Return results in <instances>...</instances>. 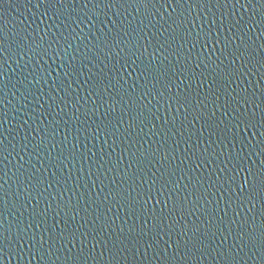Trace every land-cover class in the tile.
<instances>
[{
    "label": "water",
    "instance_id": "water-1",
    "mask_svg": "<svg viewBox=\"0 0 264 264\" xmlns=\"http://www.w3.org/2000/svg\"><path fill=\"white\" fill-rule=\"evenodd\" d=\"M171 2L173 6L167 7L165 12L160 3L145 8L132 0H63L62 3L60 0H0V41H3V47H10L16 53H6L7 62L0 60V71L7 73V86L0 83V213H3L0 223L5 227L9 222L13 227L19 223L31 224L36 233L35 241L13 245L12 259L0 257V264H70L65 257L78 255L81 264H117L107 255L112 242L121 248H140L148 239L141 236L145 220L149 225L143 232H149L153 217L163 218L167 230L174 202L176 208L171 215L177 224L173 225L170 243L178 256L165 264H225L223 260H216L215 255L200 261L191 259L195 252L193 242L196 237L204 239L203 234L209 229L215 232L217 244L227 236L226 245H231L238 231L251 230L254 223L258 248L260 225L264 220L260 197H254V204L245 201L244 207H238L235 202L229 205L227 192H231V188L224 181L227 170L239 158L238 153L246 158L245 163L253 172L259 174L264 169V25L257 23L264 8L259 0H252L254 7L238 6V11L231 12L230 4L217 7L204 0H187L182 7H175V0ZM157 9L164 14V19L159 14L154 18L147 15ZM168 13L172 14L171 19ZM179 13L188 20L199 14L196 25H188L194 30L185 41L179 40L180 29L173 23ZM221 15L224 26L219 28L220 36L212 39L213 43L219 41L216 49L205 47L203 40L193 39L202 19L205 23L215 19V32ZM150 19L155 26L145 27ZM229 19L231 24L239 21L244 26L247 47L239 39L230 48L226 47L228 41L243 34L235 28L229 32ZM181 43L185 47L180 50L182 55L177 60L175 53ZM192 43L197 46L192 48ZM69 44L72 47L69 48ZM237 44L241 45L239 50H236ZM18 45H30L41 54L23 55L18 52ZM65 48H68L67 53ZM189 48H192L191 53ZM220 48L225 49L223 55ZM44 49L51 57L43 54ZM213 51L215 55L209 59V53ZM185 57L191 63L181 72ZM61 64L63 70L59 68ZM191 69L195 70V75ZM48 73L51 75L47 83L44 80L40 85L31 83L36 76H47ZM52 77L58 79L53 81ZM169 77L175 80L174 85ZM166 85H171V93ZM121 86L136 96L150 91L151 104L145 100L141 107L133 105L129 109L125 106L122 111L123 101L117 94L122 92ZM161 92L164 98L186 96L188 111L177 112L175 103L169 107L161 98ZM49 94L56 97V104L51 107L46 100ZM62 99L68 103H63ZM137 112H143V117L133 121V128L129 129L131 138L119 134L106 136L105 127L111 129L119 124L123 132ZM141 119L143 123H140ZM238 119L255 126L244 132L233 126ZM97 128H101L100 133H96ZM237 132L240 135H235ZM77 136L79 140L75 142L79 154L73 156L72 143ZM185 148L192 159H185ZM157 149H160L159 155L167 151L168 159L161 161L159 156H149ZM182 159H185L184 163ZM221 169L225 172L221 173ZM166 171L174 173L173 183L163 195L151 191L155 198L145 212L137 201L141 196L148 198L144 193L149 191L148 184L152 179H157L153 189L159 188L161 181L158 178ZM188 176L193 178L191 182ZM141 180L144 181L142 185ZM196 180L202 186L194 189ZM176 183L180 184L178 189ZM184 185H188L186 190ZM37 190L43 192V196L33 199ZM222 192L225 195L221 196ZM169 193L180 195L173 194L168 199ZM185 195L189 196V201L183 200ZM70 198L73 204L77 200L80 202L78 215L73 216L63 206ZM232 199L235 201L236 197ZM191 201L196 202L195 206ZM152 205H156L155 209ZM85 206L87 213L82 210ZM249 207L253 209L251 213ZM209 221H212L211 225ZM185 224L192 231L180 236ZM217 227L223 230V235L216 231ZM85 233L88 234L86 237ZM41 234L44 235L43 248H52L43 260L40 255H35ZM82 240L86 245L83 254L80 253ZM101 240L108 241L107 246L99 243L92 249V244ZM164 240L169 237L164 236ZM176 240H179L178 246L174 243ZM29 243L35 244V258L31 260L25 251ZM17 247H20L23 259L17 255ZM100 248H105L103 257ZM189 249V256L181 260ZM142 254L143 248L135 252L136 264H147L142 258L139 260ZM240 255L244 257L240 264H259L258 250L247 256L243 252ZM119 264H131V258L120 259ZM154 264H161V261L156 260Z\"/></svg>",
    "mask_w": 264,
    "mask_h": 264
},
{
    "label": "snow or ice",
    "instance_id": "snow-or-ice-1",
    "mask_svg": "<svg viewBox=\"0 0 264 264\" xmlns=\"http://www.w3.org/2000/svg\"><path fill=\"white\" fill-rule=\"evenodd\" d=\"M60 2L62 3L63 0H60ZM132 2L134 4H138L140 6H143L145 8H148L149 5H151L152 7H155L156 3H160L161 7H163L165 9V12H167V7H172V2L171 0H132ZM204 2L206 3H215L217 7H220L221 5H223L224 7H227L229 4L231 5V10H237L238 11V6L243 7L245 9H247L248 7H254V5L252 4V0H204ZM261 7L264 8V0H259ZM187 3V0H175V7H182L183 4ZM109 7H111V4L108 5ZM137 11H140V8L137 7L136 9ZM159 14L161 19H164V14L163 13H159V9H157L156 12H149L147 15L152 16L153 18L155 17V15ZM168 18L171 19L172 18V14L168 13ZM242 15V14H241ZM261 15V20L258 21L257 23L264 25V11H262L260 13ZM199 17V14H197V17L192 18L191 20H188L187 17H185L183 15V13H179L178 14V19L173 20L174 24H177V27L180 29L179 31V40L180 41H185L187 40L189 37L192 36L193 33V28L188 27L189 24L191 25H196L197 23V19ZM231 17V16H230ZM232 19V17H231ZM231 19H229V32H231L233 30V28L237 29L238 32L243 33L241 35H239L238 37H234L232 40L228 41V43L226 44V47H231L232 44H235L236 39H239L241 41V44H243L244 47H247L248 45L245 43V36H246V31L244 26L239 24V21L236 22V24H231ZM250 19H254V17H251ZM220 20V25L218 26L217 30L214 32L213 31V26L216 25V20L213 19L211 23H205V21L202 19L200 21L199 24V31H196L195 37L193 38L194 40H203L204 41V45L205 47H211L213 49H216L218 47V43L219 41L217 40L216 43L212 42L213 37H219L220 36V31L219 28H222L224 26V23H222V21H224V16L221 15L219 17ZM144 21H141V24H143ZM207 24V31H205V25ZM148 26H155L152 24V20L150 19L148 21V25H146L145 27ZM182 26V27H181ZM249 31L252 30L251 28L248 29ZM140 31H143V29L141 28ZM65 41H67V37L64 38ZM98 39V38H97ZM227 41V37L225 38ZM249 39H251L249 37ZM59 41L57 40L56 43H58ZM3 41H0V60H4V62H7L5 59V54H12L15 55L16 53H13V50L10 47H3ZM52 45L50 44L49 47H51ZM197 45L196 43H192V48H195ZM42 47V46H40ZM72 47L71 44H69V48ZM105 47H108L107 44H105ZM185 47V45L183 43H181L179 45V48L177 50V52L175 53L177 60H179L181 58L182 52L180 51L181 49H183ZM241 47L240 44L236 45V50H239V48ZM192 48L188 49V52L191 53ZM17 50L19 53H23V55H31L34 56L36 54H41L36 48H32L30 45L29 46H25V45H18L17 46ZM138 50V48H137ZM64 51L67 53L68 52V48H65ZM129 51L131 52V46L129 47ZM220 53L223 55L225 53V49L224 48H220L219 49ZM43 54L49 55L51 57V53L47 50L44 49ZM117 55H119V53H117ZM132 55H135V53L133 52ZM212 55H215V51H213L212 53H209V59L211 58ZM21 58H23L21 56ZM227 58V56L225 57ZM197 60L200 59V57H196ZM17 63H19V61H17ZM134 63V62H133ZM191 63V61L185 57L184 59V64L185 67L184 69H181V72H184L185 69H188L189 64ZM232 63H235V60L232 61ZM196 67H199V65H197ZM0 68H2V65H0ZM60 70H63V64H61L59 66ZM124 71H127V68L123 69ZM191 73L193 75H195V70L191 69L190 70ZM33 73H30V75H32ZM50 73H48L47 76L43 75V76H39L37 78V76L35 77V79L33 81H31L32 84L34 85H40V81L44 80L45 83H47V79L48 77H50ZM68 75V72H65V76ZM6 76L7 73L6 71H0V83H4V86L6 87ZM129 76H131V73H129ZM179 78V77H177ZM53 81H56L58 79V77H52ZM145 79H147V76L145 77ZM156 77H153V80H155ZM170 81H171V85L175 84V80H172L171 77H169ZM171 85H166V87H168V91L171 93ZM51 87V86H50ZM115 87V86H113ZM133 86V90H134ZM209 88L212 87L211 84L208 85ZM122 88V92H118L117 94L120 95L121 97V101H123V104L121 105V109L123 111V108L126 106L129 109H131V107L133 105L137 106V107H141L143 106V102L145 100H147L148 104H151V99H148V97L151 95V92H143L141 95H133L132 91H129V89L127 88H123V86H121ZM28 89H26L27 91ZM42 90V87H41ZM177 91H179V86H177ZM33 94L34 93H30ZM43 94V93H42ZM127 97V99L125 100L124 97ZM161 98H163L165 100V103H167L169 105V107H172V104L175 103L176 104V111L180 112L181 109H183L184 112H187L188 109L187 107H185V104L188 103V98L185 97H180L179 95H175V96H169L167 98H164V94L163 92L160 93ZM26 98V97H25ZM153 98H155L153 96ZM87 100V98H85ZM46 100L49 103V107L52 106V104H56V97L52 96L51 94H49L46 97ZM129 101L131 103H129ZM139 101V103H137ZM62 102L67 104V101H64L62 99ZM79 101H76V104H78ZM159 103V101H158ZM197 103H203L202 101H197ZM245 103H247V101H245ZM76 104H73L72 107L76 108ZM93 104H95V101H93ZM116 104H120V101H116ZM41 107H43V105H41ZM57 107H59V105L57 104ZM97 108L101 107V105H96ZM109 108L112 109L113 111L115 110V107L113 105H109ZM79 109H77L78 111ZM148 111H150V109H148ZM139 117H143V112H137V115L135 117H132V119H130L127 123H128V127L124 129L123 132L120 131L121 129V125L117 124L114 125L111 129H109L108 127L104 128V132L106 133V136H117V134H119L120 136H125L126 138H131L132 133L129 132V129L133 128V121L136 120ZM144 119H146V117H144ZM140 123H143V119L140 120ZM137 127H139V125H136ZM235 128L237 129H241L242 131L246 132L249 127H254L255 125H252L250 123H246L243 120H237V122L233 125ZM153 127H155V125H153ZM37 131H39L37 129ZM141 131H143V129L141 128ZM101 132V128H97L96 129V133H100ZM156 135L158 136H166L167 133H156ZM181 136H183V133H180ZM235 135H240L239 132H237ZM65 139H67V137H65ZM76 140H79V137H75L74 138V142L72 143V155L76 156L77 154H79V146L78 144L75 142ZM115 142V141H114ZM176 143L178 144L179 141H176ZM184 153H185V159H192V155L189 154L188 149L185 148L184 149ZM160 154V149H157L155 152H150L149 156H151L152 158H157L159 156V159L162 160H167L169 157V153L167 151H164L162 155ZM203 155V154H201ZM231 156V154H229ZM237 156L239 157L236 162L233 164V167L231 169L227 170L226 173V180L224 181V183H227L229 185V187L231 188V192H227V190H225V192H227L228 195V203L229 205L231 203H237L238 207H244L245 205V201H247V204H254V197L255 196H259L260 200L262 202V206H264V169L261 170V172L259 174L253 172L252 168L250 166H247L245 161L246 158L241 156L239 153L237 154ZM173 159H176V156L173 155ZM185 159H182L181 162L184 163ZM229 163H231L232 161L229 160ZM262 163H264V161H262ZM239 165V166H237ZM196 167L199 168L200 165L196 164ZM189 170H193L191 168H189ZM225 170L221 169V173H224ZM155 175V174H153ZM174 176V173L171 172H165V173H161V176L158 178L161 183L159 188H155L153 189V186L157 184V179H152L151 183L148 184V192H145L144 195L147 196V199H144L143 196L140 197V200L137 201L138 204H142L145 212L148 209V205L151 204V200L154 199L155 197H153L150 193L151 191L155 190L158 194L163 195V193L165 192V190L168 188V186L170 184L173 183L172 177ZM187 179L191 182L192 181V177L188 176ZM23 181H20V184H22ZM133 183H136L135 180H133ZM144 183L143 180L140 181V184L142 185ZM233 185H235V187H232ZM197 186H202L201 182L199 180H196L195 184H193V188L195 189ZM2 187V186H0ZM49 187H51V185L49 184ZM180 184L176 183L175 184V188H179ZM185 190L188 188V185H184ZM236 189H239V191H237ZM20 191V186L18 184L17 186V195L19 194ZM44 191H47V189H44ZM225 192L221 193V196L225 195ZM175 194L177 196L180 195V193H169V197L168 199H171V196ZM61 197L63 196V193L60 194ZM138 196L140 195L139 193L137 194ZM39 196H43V192L37 190V196L32 197L33 199H36ZM233 196L236 197V200L233 201ZM206 199V198H205ZM184 201H189V196L185 195L183 197ZM157 203H159V200L157 199ZM168 203V200H165V204ZM191 203L193 204V206H195V201H191ZM21 204L23 205V201H21ZM80 202L79 200H77L76 204H73L71 202V198L69 199V201L64 203V207L68 209L69 212H71L73 214V216L78 215L79 212L81 211L80 208ZM33 208L35 207V205L32 206ZM156 205H152V208L155 209ZM181 207H183V205H181ZM176 208V203H173V209L170 210V216L169 219L171 220V223L167 224V230H165L164 228V224H165V220L161 217H153L151 219V228H149V232H143V228H147L149 225V221L145 220L144 225L142 226V230H141V236L143 237H148V239H146L144 241V244L141 245L140 248H143V254L139 257V260L142 258L143 261H146L147 264H154V262L156 260L161 261V264H165V262L172 260L173 258L178 256V252L176 249H174L172 247V243H170L171 237L173 235V225L177 224V221L175 220V218L171 215V212ZM85 213H87L88 211V207L85 206L82 209ZM109 211H111V209H109ZM226 211V209H225ZM249 213H251L253 211V209L251 207H249L248 209ZM3 213H0V216H2ZM237 215H239V213H237ZM97 220L99 219V217L96 218ZM115 219V218H113ZM254 220V218H253ZM93 223H96V220L92 221ZM209 224H212V221H209ZM31 229V231H29ZM186 229V230H185ZM129 231H132V229H130ZM189 231H192V228L189 227L187 224H185L183 226V228H181L180 231V236H185L187 235V233ZM216 231H219L221 233V235H223V230L219 227L216 228ZM229 231L231 232V229H229ZM256 231L255 228V224L253 223V225L251 226V230L248 229H243L242 231H238L236 233V235L233 237V243L231 245H226V241L228 239L227 236L224 237L223 240H220L219 243H216V234L215 232H212L211 229L208 230L207 233H204V239H201L200 237H196L195 241L193 242V248L195 249V252L192 253L191 255V259L196 260V261H200L203 259H206L207 257H212L213 255H215L216 260H223L225 262V264H240V260H242L244 257L240 255L241 252L244 253L245 256H247L250 252H254L256 250H258L260 252L259 255V264H264V220L261 221V225H260V230H259V246L257 248V245L255 243L256 241V236L254 235ZM32 233L31 235H29V233ZM196 232H199V229H196ZM149 233H152V235H149ZM85 237L88 235L87 233L83 234ZM195 235V233H194ZM164 236H168L169 240H164ZM247 237V239H244V237ZM95 239V237H93ZM28 240H32L35 241L36 240V233L35 231L32 230V225L28 224V225H24L22 223H19L17 225H15V227H13L12 223L9 222L8 226L5 227L3 223H0V257L2 258H6L11 260L12 259V251H13V245H23V243L25 241ZM205 240H207V242H205ZM161 242H163L161 244ZM39 243H40V247L39 248H35V244L29 243L28 244V248L25 250L27 251V253L29 254V259H34L35 255H40L41 260H43L45 255H48L50 252H52V248L51 246L48 249H44L43 248V244H44V235L41 234L40 239H39ZM99 243H103L105 245V247L107 246L108 241H99L98 243H93L92 244V249H96L98 247ZM174 243L177 244V246L179 245V240L174 241ZM81 249H80V253L83 254V248L86 246L84 245L83 240L81 241ZM146 245V246H145ZM215 245V247H214ZM35 248V255L33 254V249ZM140 248H121L119 247L115 242H112V247L111 248H107V255L109 256L110 259L114 260L117 262V264H119V260L120 259H128L129 257L131 258V264H136L137 256L135 255V252H138L140 250ZM135 250V251H134ZM71 251V250H69ZM16 252L17 255L23 259L24 255L21 252L20 247L16 248ZM91 252V250H90ZM171 252V256H169V253ZM189 252H191V249H189L188 251L185 252V255L180 257L181 260H184L186 257L189 256ZM131 253V255H130ZM105 255V248H100V256L103 257ZM59 258V257H58ZM252 258V257H250ZM87 259V257H85V260ZM66 261H69L70 264H81V260H80V256H73V257H65ZM19 264V262H18Z\"/></svg>",
    "mask_w": 264,
    "mask_h": 264
}]
</instances>
